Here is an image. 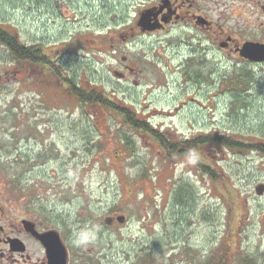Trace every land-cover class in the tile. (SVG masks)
I'll use <instances>...</instances> for the list:
<instances>
[{
  "label": "rangeland",
  "instance_id": "374dc122",
  "mask_svg": "<svg viewBox=\"0 0 264 264\" xmlns=\"http://www.w3.org/2000/svg\"><path fill=\"white\" fill-rule=\"evenodd\" d=\"M150 3L0 0V25L26 45L44 44L66 76L107 90L174 139L224 133L264 143V64L217 51L184 64V43L138 27ZM68 43L79 46L64 52ZM124 64L136 72L122 79L114 70ZM45 70L0 45V184L18 205L43 206L72 236L90 232L83 244L99 264H151L162 252L178 264H264V153L210 151L226 189L190 157L165 160L114 112L71 96ZM115 215L126 222L106 225Z\"/></svg>",
  "mask_w": 264,
  "mask_h": 264
},
{
  "label": "flooded vegetation",
  "instance_id": "af4514ba",
  "mask_svg": "<svg viewBox=\"0 0 264 264\" xmlns=\"http://www.w3.org/2000/svg\"><path fill=\"white\" fill-rule=\"evenodd\" d=\"M149 1L151 3L139 8L138 12L140 17L149 11L150 21L155 26L154 30L145 33L164 34L167 45L184 43L190 51L188 59L184 55V64H189L196 57L206 59L214 51L228 60L251 63L241 56L242 48L249 43L264 46V0ZM177 52L176 55L181 57V52ZM253 63L263 65L264 61ZM47 68L52 70L50 65ZM121 68L123 71L114 70V75L118 72L122 79L130 72H136L132 64H124ZM17 203V199L6 193L0 184V264L101 262L99 257H87V253L91 255L94 250L86 249L83 243H79V237L70 235L64 227L52 224L48 217L38 214L35 207ZM115 223L111 227H115ZM159 254L166 256L159 258L164 261L155 259L156 263L151 260V264H178L171 254ZM131 257L125 255L124 261L128 262Z\"/></svg>",
  "mask_w": 264,
  "mask_h": 264
},
{
  "label": "trees",
  "instance_id": "16d2710c",
  "mask_svg": "<svg viewBox=\"0 0 264 264\" xmlns=\"http://www.w3.org/2000/svg\"><path fill=\"white\" fill-rule=\"evenodd\" d=\"M0 45L7 48L10 54V58L15 59L17 62L23 63L29 62L32 65H38L41 68H46L45 74L48 72L47 66L50 65L54 74L61 78L65 87L68 88L71 96L79 98L80 101L89 105L101 106L106 111L114 112L121 122V124L137 132L139 138L142 142L146 144L157 145L158 155L163 156L165 160H176V159H187L190 157L195 166L205 175L211 176L219 186L228 189L229 183L226 179H223L218 173V167L212 162V157L210 151L212 150H256L264 153V143L254 142L248 139H237L231 134L224 133H207L199 134L193 138H173L171 134L167 131H162L161 128L156 127L152 124L146 117H140V115L135 112L130 107L123 105L121 102L116 101L108 91H100L97 88L83 87L80 80L75 75L68 74L67 76L63 72L62 68L55 63L54 53L50 55L46 52V47L42 43H34L33 45H26L21 42L20 37L14 34L12 31L0 25ZM76 45V46H75ZM72 45L68 43L63 51H73L79 44ZM51 63V64H49ZM242 84L246 85L245 89H248L252 79L247 75ZM113 94V93H111ZM122 143L126 147H130V142L122 138ZM152 143V144H151ZM131 149H133L131 147ZM43 154L39 153L37 156L38 160H41ZM20 160L24 165H27L28 160L25 156H20ZM16 178V177H15ZM20 181V178H19ZM43 206L35 207L38 214L48 217L52 224H58L60 222L58 217L54 216V213H49L45 210ZM57 220V221H55ZM251 258H245L249 263H252ZM226 260V259H223ZM214 262V261H213ZM211 262V263H213ZM224 264L223 261L220 262ZM254 263V262H253ZM219 264V263H217Z\"/></svg>",
  "mask_w": 264,
  "mask_h": 264
},
{
  "label": "water",
  "instance_id": "95a60500",
  "mask_svg": "<svg viewBox=\"0 0 264 264\" xmlns=\"http://www.w3.org/2000/svg\"><path fill=\"white\" fill-rule=\"evenodd\" d=\"M138 25L141 27L143 31L154 30L155 26L150 21V13H144L141 15L140 19L138 20ZM241 56L245 59H249L253 62H263L264 61V46L258 44H246L241 50ZM116 76H120V73L115 72ZM264 192V185L262 184L258 188V193L262 195ZM115 220L121 224L126 222V216L124 215H115V217H108L105 219V223L107 225H112ZM45 237V235H43Z\"/></svg>",
  "mask_w": 264,
  "mask_h": 264
},
{
  "label": "clouds",
  "instance_id": "9594fccd",
  "mask_svg": "<svg viewBox=\"0 0 264 264\" xmlns=\"http://www.w3.org/2000/svg\"><path fill=\"white\" fill-rule=\"evenodd\" d=\"M89 239H91V233L85 231L84 234H82L79 238H78V242L79 243H87L89 241Z\"/></svg>",
  "mask_w": 264,
  "mask_h": 264
}]
</instances>
